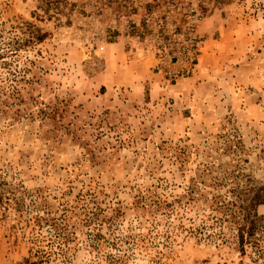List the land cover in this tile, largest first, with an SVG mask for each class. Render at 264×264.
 I'll use <instances>...</instances> for the list:
<instances>
[{"label": "rangeland", "instance_id": "obj_1", "mask_svg": "<svg viewBox=\"0 0 264 264\" xmlns=\"http://www.w3.org/2000/svg\"><path fill=\"white\" fill-rule=\"evenodd\" d=\"M71 1L0 0V264H264L205 200L264 183V0ZM191 34L198 63L172 80L164 46ZM220 38L228 69L180 83ZM152 195L199 200L157 222Z\"/></svg>", "mask_w": 264, "mask_h": 264}, {"label": "trees", "instance_id": "obj_2", "mask_svg": "<svg viewBox=\"0 0 264 264\" xmlns=\"http://www.w3.org/2000/svg\"><path fill=\"white\" fill-rule=\"evenodd\" d=\"M37 1L38 7L43 8L50 16L67 12L66 8L73 10L75 6V2L71 0ZM44 36L45 34L43 33L35 35L38 39H43ZM16 44L20 46L19 43ZM248 189L250 192L245 196L230 197L227 199L217 196L205 198L210 203L209 207L211 208L207 218L211 223L208 226H217L218 230L216 231V235L226 241L230 240L228 238H234L243 253L249 247L264 251V233L262 231L264 227V215L258 212V207L264 204V183H253L249 185ZM198 200L199 198L195 196H190L185 201L183 198L170 199L169 196L152 195L149 197L142 196L139 202L144 207L149 206V209H152L151 214L155 217L154 220H156L160 214L163 216L165 214L169 217L172 215L178 216V203L179 205L183 204V206H193L194 201ZM205 215L207 214L205 213ZM227 221L231 223L227 225ZM157 222H160V220L157 219ZM171 222L173 223V221ZM199 229V227H192V232L198 231ZM212 233H209V235L213 236L214 233ZM145 238L146 236L141 233H129L126 235L125 241L129 244L140 246V242H144ZM16 264H42V261L32 260L27 257Z\"/></svg>", "mask_w": 264, "mask_h": 264}, {"label": "built area", "instance_id": "obj_3", "mask_svg": "<svg viewBox=\"0 0 264 264\" xmlns=\"http://www.w3.org/2000/svg\"><path fill=\"white\" fill-rule=\"evenodd\" d=\"M202 48L203 42L197 34L180 39L172 38L166 47L164 46L161 54L162 63L169 78L177 80L180 76L193 71L202 53Z\"/></svg>", "mask_w": 264, "mask_h": 264}, {"label": "crops", "instance_id": "obj_4", "mask_svg": "<svg viewBox=\"0 0 264 264\" xmlns=\"http://www.w3.org/2000/svg\"><path fill=\"white\" fill-rule=\"evenodd\" d=\"M214 29L215 30H221V34L224 33L226 35H232V33H234V29H232V26L227 25L225 21L220 20L218 23L214 22ZM234 28V27H233ZM244 37V36H243ZM228 39H223L220 38L217 42L218 44L215 46H213V44L210 42L208 45L210 47H215L213 49V51L215 52V54H213L212 52H208V55H203V59L200 62V65L197 69V71L190 77H186L184 79L181 80L180 83L182 84H189V85H193V87H197V86H202L204 85L206 82H208L210 79V77H219L221 75L220 72H222V70H224V67H226L225 70L228 69V65H222V63L219 64V62H227L231 57H227L226 55H222V53H217L222 51L220 48H227L228 46ZM230 42L231 39H229ZM190 89H188L189 91Z\"/></svg>", "mask_w": 264, "mask_h": 264}]
</instances>
